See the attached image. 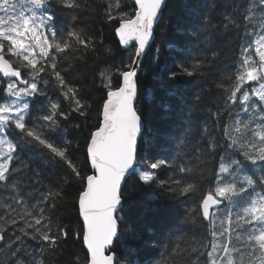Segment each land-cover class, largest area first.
<instances>
[{
  "label": "snow or ice",
  "instance_id": "1",
  "mask_svg": "<svg viewBox=\"0 0 264 264\" xmlns=\"http://www.w3.org/2000/svg\"><path fill=\"white\" fill-rule=\"evenodd\" d=\"M168 7L0 0V264H264V0Z\"/></svg>",
  "mask_w": 264,
  "mask_h": 264
},
{
  "label": "trees",
  "instance_id": "2",
  "mask_svg": "<svg viewBox=\"0 0 264 264\" xmlns=\"http://www.w3.org/2000/svg\"><path fill=\"white\" fill-rule=\"evenodd\" d=\"M185 3L186 0H169V7L165 13V16L163 18V27L157 29V35H156V46H159L162 48V51L169 55V58H171V54L168 52L169 44L166 42H169L171 40H174L178 38L179 34L176 31V26L182 21L184 14H185ZM84 19L87 23H89L90 26L95 27L97 29L101 28L102 25L99 21L98 17H92L89 16L87 13H84ZM171 26V27H170ZM105 35L108 37V44L113 47V49H116V59H125L126 53L120 51L117 49V45L115 43L114 37L111 33L110 29H105ZM145 63H147V58L145 60ZM86 71L89 72V85L91 84V69H86ZM156 82L151 77L147 79H142V92L144 93L141 96L140 104L139 106L141 108H144L147 106L148 111L155 114L156 123H159V115H158V107L161 98H163V93L158 90V99L154 102L152 98V90L153 88H156ZM213 92H215V89H213ZM96 98H99V94H96ZM95 112L91 114L88 120L87 127L84 128V131L82 133H76L72 132V135L76 137L80 141L81 144H83L84 136L87 134V131L92 125L95 123ZM77 155H80L77 153ZM141 214L144 215L145 222L149 225V227L155 231L158 227L157 221L155 217L145 212L143 209L138 210ZM63 215L65 216H71L73 215L71 206L63 209ZM182 243V242H181ZM72 251H79V248H72L69 246V248L64 249L63 254L59 257V260L57 261V264H69L70 257ZM149 253L145 252L143 249L139 250V254L137 256V259H143L145 262H147Z\"/></svg>",
  "mask_w": 264,
  "mask_h": 264
}]
</instances>
